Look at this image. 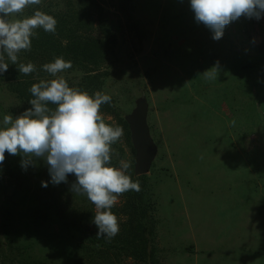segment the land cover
<instances>
[{
	"label": "rangeland",
	"instance_id": "374dc122",
	"mask_svg": "<svg viewBox=\"0 0 264 264\" xmlns=\"http://www.w3.org/2000/svg\"><path fill=\"white\" fill-rule=\"evenodd\" d=\"M99 1L117 41L96 92L109 95L125 118L147 103L157 153L146 174L158 201L161 263L264 264V56L256 48L264 18L241 16L214 40L195 20L190 0H132V18L120 0ZM30 16L23 11L10 19ZM24 111L0 79V127L6 114L15 119ZM118 144L123 150L113 155L130 162L124 137ZM13 158L12 173L5 159L0 164V264H79V236L59 230L58 222L35 229L28 215L42 193L55 191L62 201L76 195L74 174L54 185L43 159L25 169L21 155ZM9 197L14 206L6 222Z\"/></svg>",
	"mask_w": 264,
	"mask_h": 264
},
{
	"label": "clouds",
	"instance_id": "9594fccd",
	"mask_svg": "<svg viewBox=\"0 0 264 264\" xmlns=\"http://www.w3.org/2000/svg\"><path fill=\"white\" fill-rule=\"evenodd\" d=\"M39 4L41 0H0V74L8 71L5 54L16 64L18 53L31 50V38L37 35L34 29L56 32L57 20L40 10L30 17L10 19L26 7ZM190 8L195 20L213 32L214 40L221 39L225 27L241 16L264 18V0H190ZM42 67L57 77L58 73L70 69L72 62L61 56ZM18 69L25 75L36 70L31 62L20 64ZM205 74L212 78L215 72ZM29 91L33 97L29 100L32 107L15 119L11 114L3 117L0 164L7 151L13 156L21 155V166L25 169L34 165L36 158L43 159L54 185L68 183L69 174H74L76 179L71 191L86 195L95 206L96 237H115L120 226L111 209L123 193L139 192L140 183L133 182L126 174L130 162L121 160L119 167L111 165L112 145L124 135L122 126L106 123L100 113L101 105L111 104V97L101 92L89 95L71 88L62 76L40 80ZM41 184L48 186L45 181Z\"/></svg>",
	"mask_w": 264,
	"mask_h": 264
},
{
	"label": "trees",
	"instance_id": "16d2710c",
	"mask_svg": "<svg viewBox=\"0 0 264 264\" xmlns=\"http://www.w3.org/2000/svg\"><path fill=\"white\" fill-rule=\"evenodd\" d=\"M132 0H120L119 9L128 18H132ZM36 10L53 16L57 20L56 32H45L42 28L34 29L37 33L32 37L30 51L22 50L18 53L16 64L5 56L9 64L8 71L0 74V79L6 83L7 89L12 92L18 101L23 104L24 110L31 108L29 100L32 95L29 91L33 84L40 80H51L63 77L69 87L86 91L94 95L101 90L106 74L101 68L108 56L114 50L117 34L115 23L105 14V8L99 0H41L39 5L28 6L23 11L33 15ZM257 51L264 56V39L257 45ZM63 57L72 62V67L57 77L43 70L45 63L53 62L56 57ZM33 63L35 71L23 74L19 71L20 64ZM76 71L78 76H70ZM55 107V106H51ZM100 112L111 115L113 121L106 123L120 125L124 130V139L133 153L130 168L127 173L133 182L139 181L140 191L130 190L120 195V204H115L111 211L116 216H122L119 222V233L111 238H97L98 227L93 218L96 212L86 195L70 193L62 201L55 192H45L34 197L33 209L28 212L35 229L59 223V230L72 231L79 236L77 249L80 252L79 264H162L160 261V248L156 243L158 218V201L152 189L149 176L135 173L136 149L131 138L129 122L120 114L112 102L103 104ZM123 150L116 142L112 149ZM122 153V152H121ZM14 156L5 152V160L9 173L15 170ZM122 157V156H121ZM120 157L112 152L111 165L116 167ZM75 177V175H74ZM6 208L2 212L5 221L12 219V206L14 201L9 197ZM9 205V206H8ZM31 208V207H30ZM36 231V230H35ZM28 247V246H27ZM130 260V263L124 261ZM33 264H51L45 260H37Z\"/></svg>",
	"mask_w": 264,
	"mask_h": 264
},
{
	"label": "water",
	"instance_id": "95a60500",
	"mask_svg": "<svg viewBox=\"0 0 264 264\" xmlns=\"http://www.w3.org/2000/svg\"><path fill=\"white\" fill-rule=\"evenodd\" d=\"M147 103L141 101L136 109L126 117L131 130V138L136 149L135 173L145 174L149 171L157 153V145L153 140L147 121Z\"/></svg>",
	"mask_w": 264,
	"mask_h": 264
}]
</instances>
